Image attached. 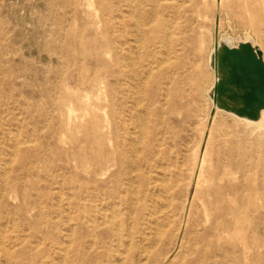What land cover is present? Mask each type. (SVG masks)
I'll return each mask as SVG.
<instances>
[{
    "label": "rangeland",
    "instance_id": "obj_1",
    "mask_svg": "<svg viewBox=\"0 0 264 264\" xmlns=\"http://www.w3.org/2000/svg\"><path fill=\"white\" fill-rule=\"evenodd\" d=\"M217 14L264 52V0H0V264H264V117L205 142Z\"/></svg>",
    "mask_w": 264,
    "mask_h": 264
},
{
    "label": "water",
    "instance_id": "obj_2",
    "mask_svg": "<svg viewBox=\"0 0 264 264\" xmlns=\"http://www.w3.org/2000/svg\"><path fill=\"white\" fill-rule=\"evenodd\" d=\"M220 17L215 22L214 50L210 67L215 74V84L209 93L214 108L240 119L258 122L264 111V58L259 47L252 42L232 39L220 40Z\"/></svg>",
    "mask_w": 264,
    "mask_h": 264
},
{
    "label": "bare ground",
    "instance_id": "obj_3",
    "mask_svg": "<svg viewBox=\"0 0 264 264\" xmlns=\"http://www.w3.org/2000/svg\"><path fill=\"white\" fill-rule=\"evenodd\" d=\"M218 2H219L220 5L222 4V0H218ZM218 9H219V6H218ZM131 15H132V14H131ZM137 20H138V19H137ZM138 25H139V24H138ZM168 37H169V36H168ZM222 39H223V38L220 37V40H222ZM229 39H230V38H229ZM243 42H247V41H243ZM249 42H252L253 46L259 47V48L261 49V47H260V46H259L254 40L249 41ZM261 51L263 52L262 49H261ZM167 53H168V52H167ZM212 53H213V52H212ZM210 58H211V56H210ZM210 58H209V65H210ZM263 58H264V52H263ZM133 65H134V64H133ZM215 80H216V78H215V76H214V83H213V86H214V84H215ZM212 88H213V87H212ZM209 92H210V91H209ZM210 100H211V99H210ZM213 109H215V108H214V105H213V107H212V110H213ZM212 110H211V113H212ZM218 112H219V113H224L223 111H220V110L216 109V112H215V115H214L213 118H211V113H210L209 121H208V130H207V132L205 133V142H206V140H207L208 137H209V133H210L211 126H212L213 121H214V119L216 118ZM227 114H228V113H227ZM229 115H231L232 117L237 118L238 120L244 121V122H246V123H250V124H260V123L263 121L264 111L262 112L261 119H260L258 122H252V121H248V120L240 119V118H238V117H236V116H234V115H232V114H229ZM201 150H202V148H201ZM204 150H205V147H204ZM204 150L201 152V159H200V162H199V163H200V170L203 168V165H204V156H202ZM198 161H199V157H198L197 163H198ZM157 233H158V231H157Z\"/></svg>",
    "mask_w": 264,
    "mask_h": 264
}]
</instances>
